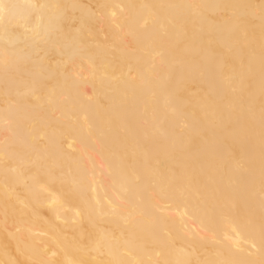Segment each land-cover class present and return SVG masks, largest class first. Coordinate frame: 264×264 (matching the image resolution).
<instances>
[{"label": "bare ground", "instance_id": "obj_1", "mask_svg": "<svg viewBox=\"0 0 264 264\" xmlns=\"http://www.w3.org/2000/svg\"><path fill=\"white\" fill-rule=\"evenodd\" d=\"M0 264H264V0H0Z\"/></svg>", "mask_w": 264, "mask_h": 264}]
</instances>
